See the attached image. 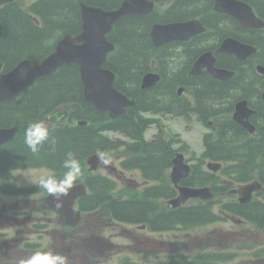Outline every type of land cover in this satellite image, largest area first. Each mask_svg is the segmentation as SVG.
Instances as JSON below:
<instances>
[{
	"label": "trees",
	"instance_id": "trees-1",
	"mask_svg": "<svg viewBox=\"0 0 264 264\" xmlns=\"http://www.w3.org/2000/svg\"><path fill=\"white\" fill-rule=\"evenodd\" d=\"M19 1L8 4L0 11V20L6 28L0 39V61L4 69L11 68L22 59L38 63L53 50V41L61 34L76 35L80 31L79 11L74 0H36L26 9L21 8ZM117 1L85 0L86 3L104 9L115 7ZM249 1L255 4L254 9L264 19V0H253L256 3ZM27 12L35 14L37 21L30 19ZM208 25L213 26L211 23ZM149 26L147 19L125 18L116 24L115 31L110 36V41L116 45V51L107 61L106 67L116 74L115 87L135 102L121 117L111 119L107 113L97 111L84 101L75 66L62 67L54 74L37 80L33 87L16 100L0 102V128L18 127L16 136L0 146V192L6 190L11 181L10 173L17 169L45 167L53 170L57 176L62 175V161L68 152L75 154L84 171L87 157L98 151L105 152L119 147L121 142L109 140L106 133L117 132L130 138L133 144H130L126 152L132 153L134 145H140L139 153L142 156L138 163L147 175H155L160 172L161 166L168 165L166 161L169 151L167 153L165 150L162 137L156 136L150 142L143 139L145 130L154 120L145 118L142 113L160 112L162 107L167 106L169 97L162 88L166 58L161 50L152 48L148 37ZM217 32L219 39L232 36L257 47V52L251 59L264 66V30L245 33L232 21L231 30L220 28ZM217 60L219 66L234 71L235 75L225 83L210 80L209 87L201 82L195 88L199 105L208 110L206 115L217 119L222 114L226 115L225 122L216 133L204 138L207 145L205 155L212 161L227 164L223 172L233 175L236 182H247L255 178L264 186V121L257 125V137L251 138L228 118L236 101L246 99L252 105L254 98L260 100L261 89H254V74L246 69V63L220 55ZM152 62L161 74L162 81L152 89L141 90V76L151 70ZM167 71L170 72L168 69ZM170 73L174 78L178 76L174 69ZM247 74L252 76L251 82L247 81ZM261 88L264 90V83ZM252 91L254 98L251 96ZM228 100V106L223 107ZM211 105L217 108L211 109ZM52 113L67 114L70 126L49 129L50 137L57 141L55 151L46 142L38 152H31L24 143L27 125L36 120H44ZM77 120L86 121L87 125L77 126L74 124ZM89 176L86 183L92 195L88 199L89 205L85 207L94 209L101 204L106 205L107 213L121 222L146 219L152 208L150 203L134 201L133 197L124 201L113 200V184L101 176ZM204 177H207L206 174H202L201 180H192L187 184L205 185ZM236 212L253 225L264 227V205H255L248 210L237 208ZM180 214L195 218L199 214L206 215L207 212L205 208H201L184 210Z\"/></svg>",
	"mask_w": 264,
	"mask_h": 264
},
{
	"label": "flooded vegetation",
	"instance_id": "flooded-vegetation-1",
	"mask_svg": "<svg viewBox=\"0 0 264 264\" xmlns=\"http://www.w3.org/2000/svg\"><path fill=\"white\" fill-rule=\"evenodd\" d=\"M155 4L157 8L154 16L165 17V20L170 22L186 21L192 19H198L203 24L210 28L211 31L208 35L197 36L186 42L174 41L165 46L166 51V71L174 69L178 74V79H181L180 70L186 68L190 63V68L187 70L186 77L189 79H196L189 81L188 84H181L173 87V77L170 72H166V84L165 91L169 94L167 99V115L170 117L180 116L182 119H186L191 113L200 105L195 96V88L199 83L207 84L209 87L210 77L208 75L190 76L189 71L195 61V57L191 58L188 63H185L180 58L182 54L196 52L200 46L212 45L216 50L219 45V39L217 38L216 31L218 29H226L232 26V20L225 18V15L218 14L214 11L215 0H149ZM247 2L251 6L255 4L249 0H241ZM253 1V0H251ZM123 2L118 0L117 7ZM256 3L255 1H253ZM95 6V5H94ZM152 18V17H151ZM146 19V18H140ZM153 19V18H152ZM232 19V18H231ZM169 23V22H168ZM208 23L213 24L208 25ZM171 68V69H170ZM247 74V81L249 80ZM248 82H251L250 80ZM212 84V83H211ZM183 89L181 94L178 93V89ZM254 92L252 91V97L254 98ZM230 100H228L224 106H228ZM259 104V105H258ZM260 103L257 99H253L252 107L255 111L260 108ZM223 106V107H224ZM216 106L211 105L210 108L214 109ZM222 107V108H223ZM180 111L178 113H172V111ZM184 111L190 112L189 114ZM173 118V117H171ZM197 122V118H195ZM169 145V150L171 148ZM165 150L168 153V146L164 145ZM172 150V149H171ZM180 152L184 155V161L189 166V176L182 181L183 184H189L192 180H201L200 174L202 173V166L200 158H197L195 154L189 152L185 147H181ZM167 155L166 164L168 167L161 166L160 172L155 175H147L141 167H136L131 171V178L133 182H127L129 179L125 177L122 170L117 171L109 164L104 165L105 171H109L115 175V179L118 181H124L127 186H131L134 190V201H144L150 203L152 208L147 213L146 219L132 220L133 225L128 230L126 236L130 240V244H126L127 248H132L135 252L144 253L145 258L150 264H171V259L178 260L179 264H232L237 260L233 256V252L230 255L231 260H226L219 263L217 261V245L218 239H210V241H203L200 237L193 236L189 231H186L184 227L196 226L202 221V214L197 217L181 216L180 212L189 209H201V203L197 200H188L182 206L178 208H172L167 202L176 197L177 192L173 190L170 195L164 193L165 190H160V185L157 186V191H144L141 190L144 186L142 183L147 184L149 182L160 183V180L164 176L160 174L166 169L171 167L172 159L175 153L169 151ZM143 172V175L151 180L144 179L143 175L139 177V174ZM169 172V171H168ZM168 177V176H167ZM214 180L217 183V191L215 192L216 198L214 203L210 206V210L213 215L217 216V212L220 214L221 223L231 222L236 224H242L245 222L239 221L235 218L231 212L232 207L242 208V210H248L250 207L255 206L264 201V190L260 194H253L252 198L246 203H240V199L243 191L242 186H233L231 189L224 188L221 184H226L230 179H224L221 176H214ZM198 181V180H197ZM119 182V181H118ZM80 183V180L79 182ZM77 183V184H78ZM82 183L87 186L85 179H82ZM199 183V182H198ZM197 184V183H196ZM231 186V185H230ZM88 188V186H87ZM89 189V188H88ZM41 194H43L41 192ZM48 194V193H47ZM144 197L139 199V197ZM89 197H81L75 202V209L80 211L81 221L76 226H71L72 220L65 216H60L50 211L39 199H22L17 200L10 206H4L0 209V257L11 256H23L30 254L34 251H54L62 255H66L69 259V264H105V261L109 259L108 255L100 257L97 250L91 248L88 244V237L101 236L108 238L109 240L116 241V232L113 230L118 227L123 229V225L120 223H106L105 213L103 207L94 208L92 210L84 211L86 205H89ZM179 214L178 216H176ZM167 220V222H164ZM110 221V220H109ZM11 223V224H8ZM5 224L10 225L5 226ZM106 224L111 229V232L106 233ZM214 222L212 225H216ZM246 224V223H245ZM211 226V225H210ZM180 229L182 236L176 233ZM194 231V230H190ZM258 234H263L264 230H255ZM189 232V233H187ZM239 232L227 233L224 237V242L227 239H231L234 236H243ZM171 236L175 242L169 240ZM182 237V238H181ZM193 237V238H191ZM258 239V238H256ZM223 241V238H222ZM233 240H231L232 243ZM47 243H50L47 245ZM264 246V241L262 242ZM260 244V243H259ZM118 246V245H117ZM223 248L227 250L229 243H224ZM246 249H249L246 246ZM118 251V250H117ZM170 252L178 254L177 256L170 255ZM214 255L207 256V254ZM136 254V255H137ZM137 264V262H136ZM177 264V263H176Z\"/></svg>",
	"mask_w": 264,
	"mask_h": 264
},
{
	"label": "water",
	"instance_id": "water-1",
	"mask_svg": "<svg viewBox=\"0 0 264 264\" xmlns=\"http://www.w3.org/2000/svg\"><path fill=\"white\" fill-rule=\"evenodd\" d=\"M12 0H0V5ZM217 11L233 17L239 26L244 28H263L264 22L257 19L251 8L235 0H217ZM152 10V3L143 0H124L115 10L105 11L101 8L80 4L81 31L76 36L65 34L57 42L52 54L43 59L39 64L33 65L28 60L19 62L10 71L0 73V101L13 100L18 94L30 87L33 82L54 73L64 65H76L79 68L80 80L83 86L85 101L92 104L99 111H106L112 118H117L124 113V108L133 105L123 94L113 87L114 75L102 66L107 54L113 50L106 35L111 31L113 24L125 16H138L148 14ZM204 28L198 21L174 24H156L152 27L150 35L152 45L160 47L173 40L186 41L189 38L202 33ZM256 49L243 44L233 38H226L221 43L219 52L233 56L236 60L244 61L254 54ZM215 58L210 52L202 54L195 62L191 74H209L212 78L226 81L233 76V72L214 67ZM1 67V64H0ZM256 70L264 74V68L257 66ZM159 80L158 75L148 73L142 77L141 88L147 89L154 86ZM264 100V94H263ZM251 110L245 100L236 103L233 120L252 133L254 128L248 122ZM83 125V123H80ZM17 128L0 129V145L11 140ZM99 155L88 158L89 170H95L99 163ZM172 180L177 182L187 174V166L182 162V156L178 155L173 161ZM259 188V184L251 185L246 189L247 200L250 193ZM84 194L83 186L73 188L68 200H73ZM67 197H64L67 198ZM190 197L208 199L210 192L206 189L181 188L180 196L175 204L183 202ZM62 197V201L64 200ZM46 204L57 210L50 195L45 199ZM73 201L67 202L66 209H72Z\"/></svg>",
	"mask_w": 264,
	"mask_h": 264
},
{
	"label": "rangeland",
	"instance_id": "rangeland-1",
	"mask_svg": "<svg viewBox=\"0 0 264 264\" xmlns=\"http://www.w3.org/2000/svg\"><path fill=\"white\" fill-rule=\"evenodd\" d=\"M169 71L171 72L172 69ZM161 123L166 124V126L170 127L169 131L171 133L179 134V138L185 141L190 146L189 151L194 152L195 155L199 156L200 152L203 149L201 145V137L204 134V131H206L204 127H202L199 123H196V122H193L189 124L188 126H186V124L183 123L182 120L180 119L174 120L170 117L164 118L161 121ZM152 133H153V130L148 131L147 136H150ZM118 151L122 152V150H118ZM104 157L110 160L109 165H111L112 167H117L119 164V158L121 157V155L115 152H110L108 154H105ZM104 165L105 164L102 162V166L100 167L103 168ZM42 172H46V171L41 170V171H35V172H32V171L17 172L14 175L15 183L19 186L20 185H23V186L31 185L38 180V176ZM99 173H101V175L110 177V179H112L113 181H116L115 176L109 173V171H105L104 168L102 169V171H99ZM126 174H127V177H131V174L129 172H127ZM118 181L119 182H117L116 189H122L124 187L126 188V184L124 181H120V180ZM17 199L18 198L12 197V196L5 197L3 194L0 193V209L4 206H10L12 202L16 201ZM106 223H112V222L106 221ZM5 226H8V225L5 224ZM113 230L117 233L116 234L117 236L115 237V239L118 242V244H121L120 247H123V245H126V244L127 245L130 244V240L126 237L129 234L128 230H122L121 228H118V227L114 228ZM105 231L106 233L111 232V229L107 226V224H106ZM189 232L193 236L200 237L203 241H210V239H218L219 242H218L217 248L223 247L224 243H227V242L229 243V247H230V246L238 245L239 242L246 241L247 245H251L254 248L253 251H255L257 250V248L260 247V245L262 247V244H263L262 242L264 241L263 234L262 233L258 234V232H256L252 227H249L246 224H236V223H231V222L221 223L220 221H218L216 225L198 226L194 231H189ZM230 232H239L240 234L243 233L244 235L241 237L234 236L231 239H227L226 242H224L225 235ZM111 233L113 234L114 232H111ZM176 233H179L182 236L181 232L177 231ZM222 238H223V241H222ZM169 240L171 242L176 243L175 240L171 236H169ZM231 240H233L232 243H231ZM259 242H260V245L258 244ZM49 244L50 243H47V245ZM233 251L239 254L237 256V258L239 259L237 261L238 264H259L258 262H256L255 259H261V256L259 257L252 256L253 253L245 254V251H240L236 249V246H234ZM114 252H116L115 255L114 253L112 255H109L111 257L105 261V264H123V262H118L119 261L118 259L123 258L125 255H128L131 257L130 262L128 264H136V263H133V260L136 261L137 264H150L148 260L145 258L144 253L137 254L138 252H135L130 247H129V250L123 247L119 252L118 251H114ZM119 253L121 255L117 258L118 256L117 254ZM250 258L252 260H250Z\"/></svg>",
	"mask_w": 264,
	"mask_h": 264
},
{
	"label": "clouds",
	"instance_id": "clouds-1",
	"mask_svg": "<svg viewBox=\"0 0 264 264\" xmlns=\"http://www.w3.org/2000/svg\"><path fill=\"white\" fill-rule=\"evenodd\" d=\"M49 143L51 150L55 151L57 143L55 138L50 137L47 123L44 120L30 122L24 132V143L31 152L36 153L45 144ZM102 162L107 165L110 160L98 151ZM63 174L56 176L52 172H42L38 176V186L53 197L56 209L63 207L62 197L69 195L78 178L81 176V164L74 153L68 152L62 161ZM0 264H69L66 255L54 251H34L23 256L0 257Z\"/></svg>",
	"mask_w": 264,
	"mask_h": 264
},
{
	"label": "bare ground",
	"instance_id": "bare-ground-1",
	"mask_svg": "<svg viewBox=\"0 0 264 264\" xmlns=\"http://www.w3.org/2000/svg\"><path fill=\"white\" fill-rule=\"evenodd\" d=\"M263 68H264V66H263ZM249 80L250 81H252V76L251 75H249ZM259 105V104H258ZM224 107H226V106H224ZM215 108H217V107H215ZM219 108H221V107H219ZM253 108V107H252ZM253 110H254V108H253Z\"/></svg>",
	"mask_w": 264,
	"mask_h": 264
}]
</instances>
